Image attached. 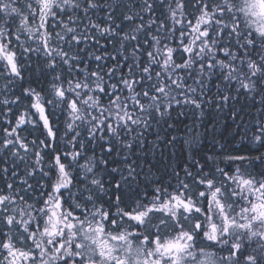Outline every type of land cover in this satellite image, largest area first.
<instances>
[{"label": "snow or ice", "instance_id": "1", "mask_svg": "<svg viewBox=\"0 0 264 264\" xmlns=\"http://www.w3.org/2000/svg\"><path fill=\"white\" fill-rule=\"evenodd\" d=\"M0 82V264H264V0H0Z\"/></svg>", "mask_w": 264, "mask_h": 264}, {"label": "trees", "instance_id": "2", "mask_svg": "<svg viewBox=\"0 0 264 264\" xmlns=\"http://www.w3.org/2000/svg\"><path fill=\"white\" fill-rule=\"evenodd\" d=\"M2 83V82H0ZM0 98H3L0 96ZM25 104L27 101L24 102ZM207 119V118H206ZM247 119V118H246ZM63 117H61V121ZM213 120L215 121L212 123L209 121L208 123H204L198 125L196 129L200 133V141H202V146L204 151L208 154H216V155H225L228 154L231 150H236L238 152H248L250 155H257L256 148L258 145H251L246 141L243 142V146L240 142V136L238 135L237 125L233 124L230 117L225 114H215L213 113ZM185 124L189 127L192 125V119L185 120ZM209 124L211 126L209 127ZM225 125H229V127H225ZM61 133L63 132V123H60ZM186 129L183 125L179 127L178 131L171 132L170 135H175L180 141L183 143V140L186 138L185 133ZM35 135H39V132H35ZM163 135L164 133H160ZM156 133L153 131L148 136L149 141L155 140ZM235 137V139H233ZM32 136H29V139H32ZM224 146V150H221V146ZM179 150V145L177 146L176 151ZM174 150L171 147L165 148L163 145L156 147L152 151H145L141 154L142 159L154 165L152 168V172L155 176H160L162 173H165L166 170H170L172 165L173 157L171 153ZM261 152H264V149H260ZM223 167L224 165L221 164ZM174 182V181H173Z\"/></svg>", "mask_w": 264, "mask_h": 264}]
</instances>
